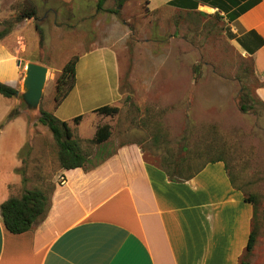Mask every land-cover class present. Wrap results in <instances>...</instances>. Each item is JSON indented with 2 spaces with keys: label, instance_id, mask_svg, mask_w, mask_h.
Segmentation results:
<instances>
[{
  "label": "crops",
  "instance_id": "obj_1",
  "mask_svg": "<svg viewBox=\"0 0 264 264\" xmlns=\"http://www.w3.org/2000/svg\"><path fill=\"white\" fill-rule=\"evenodd\" d=\"M172 1L146 0L148 15L156 23L173 20L178 24L177 16L182 13L225 15L226 10H239L254 0H187L188 6L197 3L195 7L176 6ZM4 2L0 0L1 5ZM231 24L236 38L245 45L242 48L253 59L254 71L261 81L257 92L264 102V0H257ZM103 26L105 33L93 49L80 57L76 70V87L81 88L77 104L100 118L92 133L81 137L86 139H93L102 125H111L110 138L117 128L113 116L99 114L96 109L108 105L121 112L125 104L138 107L136 91L143 90L151 97L164 81L158 75H174L172 66L169 69L168 62L166 66L162 61L165 59L157 57L155 51L136 49L144 48L142 43L135 42L128 54L129 40L137 30L144 31L142 27L131 29L128 22L117 24L108 15ZM160 26L152 35L166 41L171 35ZM12 33L13 29L6 36ZM6 36L0 40V81L16 87L18 47L10 49L5 45ZM144 41L147 44L153 38ZM124 53L133 59L125 71L121 64ZM148 54L150 61L145 62L143 57ZM95 58L103 61L99 62L100 68H96ZM123 71L126 83L122 90ZM18 106L15 100L10 111ZM152 122L154 148L160 149L158 139L167 136L160 132L158 120ZM124 129L128 130L129 124ZM2 133L0 130V137ZM146 153L140 143L125 141L93 167L60 169L64 179L49 196L46 215L21 234L6 228L1 212L3 202L24 192L23 177L17 173L6 183L5 192H0V264H240L254 226L255 205L250 201L252 196L233 183L227 163L223 159L210 160L190 179L173 180L167 170L178 161L151 163ZM18 168L13 165L12 170ZM263 242L264 237L258 233L249 258L252 264L261 257L264 264V248L260 247Z\"/></svg>",
  "mask_w": 264,
  "mask_h": 264
},
{
  "label": "rangeland",
  "instance_id": "obj_2",
  "mask_svg": "<svg viewBox=\"0 0 264 264\" xmlns=\"http://www.w3.org/2000/svg\"><path fill=\"white\" fill-rule=\"evenodd\" d=\"M98 1L5 0L0 4V31L13 29L12 35L6 36L5 45L10 49L18 47L16 88L23 89L28 62L51 67L40 110L51 111L69 122L88 154V167L110 157L125 141L140 143L151 163H182L181 176L177 178L194 173L210 160L223 159L235 184L256 200L254 222L258 233L264 237V102L257 92L261 81L254 71L252 57L242 48L232 24L215 12L211 15L182 13L177 16L178 24L173 20L160 24L148 15L146 0H128L123 6L115 0H107L103 9L98 7ZM32 8L36 10L34 17L18 21L22 12ZM110 8L119 12L107 11ZM107 15L114 17L117 24L128 22L131 29L138 26L144 29L142 32L137 30L129 40V55L135 42L142 43L145 47L136 49L155 51L157 57L165 59L162 61L169 69L172 66L174 75L167 72L158 75V79L163 77L164 81L159 91H152L151 97L143 90L136 91L135 98L140 105L125 104L121 112L111 115L117 121L114 136L103 143H94L81 137L90 135L100 118L78 106L81 88L76 85L59 106H56L54 95L56 78L63 65L72 56L80 58L93 49L105 33L103 22ZM157 25L169 31L171 36H165L166 41L152 35ZM150 37L153 41L145 44L144 40ZM41 38L44 40L42 46ZM129 55L124 53L122 58L124 71L133 61ZM143 60L150 61V55ZM99 62L103 61L98 60L96 68L102 66ZM103 64L108 67L106 62ZM124 71L121 72L122 90L126 83ZM15 100L20 103L18 96L8 98L0 93V126L3 124L0 128L3 130L0 137V192L4 193L6 183L20 173L24 190L40 188L50 196L64 179L59 171L62 167L58 147L49 128L38 122L40 112L33 114L22 110L16 121L10 122L13 118L9 120L8 116ZM78 115H84V121L79 125L74 122ZM34 119L36 123L30 127ZM155 120L159 121L160 132L167 136L158 139L160 149L154 148L152 121ZM127 124L129 129L125 130ZM160 132L157 131L159 135ZM13 165L20 168L12 170ZM260 247L264 248V245ZM262 258L254 264H262Z\"/></svg>",
  "mask_w": 264,
  "mask_h": 264
},
{
  "label": "trees",
  "instance_id": "obj_3",
  "mask_svg": "<svg viewBox=\"0 0 264 264\" xmlns=\"http://www.w3.org/2000/svg\"><path fill=\"white\" fill-rule=\"evenodd\" d=\"M107 0H99L98 7L103 9V5ZM118 5L123 6L128 0H115ZM257 0L245 3L241 9L234 11H225V15H221L220 12H215V15L222 19H226L229 23H232L237 17H239L242 13L247 11ZM187 0H173L171 4L181 7H195L197 3L188 4ZM109 12H119L117 9H107ZM203 14V13H202ZM36 15L35 8L30 9L29 11H24L18 16V21L23 18H31ZM210 15V14H203ZM10 29L5 28L0 31V40L3 39L8 33ZM241 45L244 43L239 39L238 40ZM41 46L44 44L43 38H41L40 42ZM251 54L253 52L249 51ZM79 56H72L63 66L60 73L56 78V90L54 95V101L56 106H59L65 99L69 96V94L73 91L76 86V70L79 62ZM18 89L13 87L7 83L0 81V93L8 98L17 97ZM131 99L130 96L127 98ZM99 114L105 115H115L120 112V108L114 106H102L95 110ZM20 114L19 108H15L11 111L8 116V119H12L15 116ZM83 119V115H78L74 118V122L76 124H80ZM38 122L47 126L51 133L53 134L54 140L58 147V159L60 165L63 169H74L77 167H84L89 162L88 154L84 151L81 143V139L75 137L73 128L70 126L69 122L66 120H62L58 118L53 112L48 111L46 109L41 110V116L38 119ZM3 124L0 126L2 128ZM112 135L111 125L105 124L98 128L96 135L90 141L94 143H103L107 141ZM182 163L176 162L172 168L167 170L169 177L173 180L175 179H190L196 173L200 171L198 169L192 174L187 175L183 178H177L178 175L181 176L180 167ZM231 180L234 182V179L231 177ZM251 199V198H250ZM255 205V215H256V200H250ZM50 204L49 195L40 188H25L24 192L20 196H12L7 199L1 205V212L3 216V221L6 228L14 233L21 234L26 231H29L33 228L35 223L43 218ZM255 221V219H254ZM258 237L257 227L254 222L253 229L251 231L246 253L244 259L240 264H252L250 261V255L252 254L256 241Z\"/></svg>",
  "mask_w": 264,
  "mask_h": 264
},
{
  "label": "water",
  "instance_id": "obj_4",
  "mask_svg": "<svg viewBox=\"0 0 264 264\" xmlns=\"http://www.w3.org/2000/svg\"><path fill=\"white\" fill-rule=\"evenodd\" d=\"M50 68L35 62H28L25 67V77L23 80V89L18 91L19 111L28 110L36 114L40 112L37 120L41 116L40 104L44 94V88L48 80ZM34 116V115H33ZM34 119L32 123H36Z\"/></svg>",
  "mask_w": 264,
  "mask_h": 264
}]
</instances>
